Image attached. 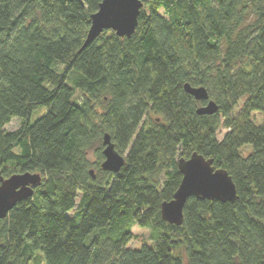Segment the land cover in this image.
<instances>
[{
	"label": "trees",
	"instance_id": "1",
	"mask_svg": "<svg viewBox=\"0 0 264 264\" xmlns=\"http://www.w3.org/2000/svg\"><path fill=\"white\" fill-rule=\"evenodd\" d=\"M102 2L0 0V178L42 176L0 220V264H264V0H154L131 38L83 48ZM187 84L218 111L199 115ZM106 134L118 174L102 170ZM194 154L238 198H190L170 225L162 204ZM133 226L152 244L131 249Z\"/></svg>",
	"mask_w": 264,
	"mask_h": 264
},
{
	"label": "water",
	"instance_id": "2",
	"mask_svg": "<svg viewBox=\"0 0 264 264\" xmlns=\"http://www.w3.org/2000/svg\"><path fill=\"white\" fill-rule=\"evenodd\" d=\"M151 1L154 0H103L98 12L91 17V27L83 48L89 46L104 31H113L121 38H131L138 26L141 10L145 3ZM185 91L197 101L207 102L206 106L198 110L199 115H213L218 111L205 88H193L187 84ZM103 147L102 170L118 174L125 166L126 157L116 151L108 134L104 136ZM213 162L198 154H194L189 160L179 161L183 179L173 200L162 204L163 221L181 226L184 207L190 198L222 203L236 202L238 197L232 178L225 170H215ZM41 185L40 174L23 173L6 179L0 178V220L6 219L19 203L31 198L35 189Z\"/></svg>",
	"mask_w": 264,
	"mask_h": 264
},
{
	"label": "rangeland",
	"instance_id": "3",
	"mask_svg": "<svg viewBox=\"0 0 264 264\" xmlns=\"http://www.w3.org/2000/svg\"><path fill=\"white\" fill-rule=\"evenodd\" d=\"M47 110L45 108H41L34 112L31 117V122L34 123L37 119L41 118L46 114ZM21 125V121L19 119H14L8 126V131L17 130ZM251 153L250 147H245L242 149V155L248 156ZM127 155V153L125 154ZM81 199V195L77 199V205H79ZM132 233L134 235L133 241L130 243L129 247L131 249H141L144 245H151V231L148 229L139 228L137 226H133Z\"/></svg>",
	"mask_w": 264,
	"mask_h": 264
},
{
	"label": "snow or ice",
	"instance_id": "4",
	"mask_svg": "<svg viewBox=\"0 0 264 264\" xmlns=\"http://www.w3.org/2000/svg\"><path fill=\"white\" fill-rule=\"evenodd\" d=\"M209 179H215L214 177H208Z\"/></svg>",
	"mask_w": 264,
	"mask_h": 264
}]
</instances>
